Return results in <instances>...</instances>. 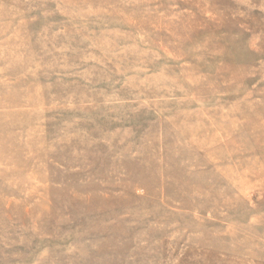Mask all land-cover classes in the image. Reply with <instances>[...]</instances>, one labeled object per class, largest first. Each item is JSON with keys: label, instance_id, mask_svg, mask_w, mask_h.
I'll return each mask as SVG.
<instances>
[{"label": "rangeland", "instance_id": "obj_1", "mask_svg": "<svg viewBox=\"0 0 264 264\" xmlns=\"http://www.w3.org/2000/svg\"><path fill=\"white\" fill-rule=\"evenodd\" d=\"M0 264H264V0H0Z\"/></svg>", "mask_w": 264, "mask_h": 264}]
</instances>
